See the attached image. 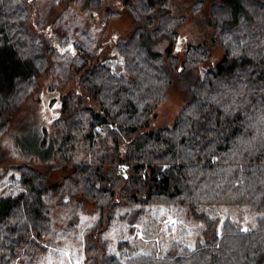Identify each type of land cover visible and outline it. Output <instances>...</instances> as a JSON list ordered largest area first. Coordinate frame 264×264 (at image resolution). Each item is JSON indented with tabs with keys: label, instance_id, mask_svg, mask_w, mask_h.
Segmentation results:
<instances>
[{
	"label": "trees",
	"instance_id": "1",
	"mask_svg": "<svg viewBox=\"0 0 264 264\" xmlns=\"http://www.w3.org/2000/svg\"><path fill=\"white\" fill-rule=\"evenodd\" d=\"M171 1L126 0L108 10L109 18L128 13L136 22L115 40L112 60L96 52V33L76 25L67 35L50 27L45 34L39 24L46 36L33 33L35 0H0V136L49 54L71 43L69 64L80 72L78 91L60 98L56 124L63 134L55 158L73 164L72 175L51 184L31 164L9 168L15 187L0 195V264H40L74 237L87 201L99 217L86 234L85 264H264V0H193V11L209 3L214 33L182 49L186 16L173 15ZM217 46L223 56L199 73ZM171 86L184 105L172 125L155 126ZM63 194L68 208L59 230L54 207ZM218 203L248 205L259 213L257 226L245 231L228 218L219 230L220 218L200 210ZM154 205L186 206L204 224L195 249L179 243L163 256L123 261L104 234L116 219L140 223ZM125 247L133 249L118 244Z\"/></svg>",
	"mask_w": 264,
	"mask_h": 264
},
{
	"label": "rangeland",
	"instance_id": "2",
	"mask_svg": "<svg viewBox=\"0 0 264 264\" xmlns=\"http://www.w3.org/2000/svg\"><path fill=\"white\" fill-rule=\"evenodd\" d=\"M96 5L93 0H35L38 11H33V22L30 23L33 33L48 34V29L67 35V28L73 30L81 27L83 30L96 33V52L103 57L116 60L115 40L128 37L136 27V22L128 13L109 18V14L123 8L126 0H100ZM193 0H172L170 10L173 15L186 16V20L178 28L180 48L189 43H202L209 40L214 31L207 23L210 11L209 3L199 11H193ZM110 11L107 14V11ZM63 13L64 21L59 18ZM35 14V15H34ZM39 17V19H38ZM58 19L56 25L53 24ZM43 23H39V21ZM42 26V31L39 32ZM76 25L77 27H74ZM67 26V27H66ZM72 31V30H71ZM72 39V38H71ZM71 42V41H70ZM62 45L54 54H49V61L45 63L35 85L23 97H18L16 108L10 116V122L5 132L0 136V195L12 190L10 167L20 164H31L35 168L48 172L51 184H61L72 175L70 162L60 163L55 158V151L62 141V132L56 126L62 118L60 105L56 103L69 93H76L79 88V73L69 63L73 61L72 47ZM166 44L155 46L154 49L163 50ZM65 46V47H64ZM70 49H69V48ZM101 50V51H100ZM223 50L217 46L212 49L211 58L199 66V73L214 67L221 57ZM78 58H75L77 60ZM58 91L59 99L46 103L45 96ZM184 105L183 93L171 86L167 90V97L156 108L155 126H170ZM62 121V120H61ZM68 198L61 195L55 204L56 228H62V218L66 217L64 206ZM146 214L140 223L133 226L116 219L111 228L104 235L108 239L109 249L117 253L125 261L136 254H154L163 256L167 250L176 244L195 249L196 240L201 238L204 224L196 221L188 207L175 205H154L146 207ZM212 216L220 218L219 230L228 218L238 227L251 231L257 226L259 213L254 212L248 205H234L226 203L208 204L200 207ZM99 214L92 201H87L84 210L80 211V220L74 237L66 244L52 248L51 252L40 264H85L84 246L86 234L92 231L97 223ZM128 242L133 249L118 250L120 242Z\"/></svg>",
	"mask_w": 264,
	"mask_h": 264
},
{
	"label": "water",
	"instance_id": "3",
	"mask_svg": "<svg viewBox=\"0 0 264 264\" xmlns=\"http://www.w3.org/2000/svg\"><path fill=\"white\" fill-rule=\"evenodd\" d=\"M59 97H60V93L58 91H53V92H50L49 94H47L45 96V101H46V103H49L51 101V99H57L58 100ZM56 104L60 105V100H58V102Z\"/></svg>",
	"mask_w": 264,
	"mask_h": 264
},
{
	"label": "flooded vegetation",
	"instance_id": "4",
	"mask_svg": "<svg viewBox=\"0 0 264 264\" xmlns=\"http://www.w3.org/2000/svg\"><path fill=\"white\" fill-rule=\"evenodd\" d=\"M51 101H53V100H51Z\"/></svg>",
	"mask_w": 264,
	"mask_h": 264
}]
</instances>
